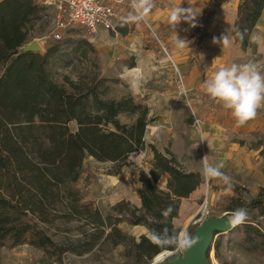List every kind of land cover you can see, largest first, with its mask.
I'll use <instances>...</instances> for the list:
<instances>
[{
    "label": "trees",
    "instance_id": "16d2710c",
    "mask_svg": "<svg viewBox=\"0 0 264 264\" xmlns=\"http://www.w3.org/2000/svg\"><path fill=\"white\" fill-rule=\"evenodd\" d=\"M226 2L212 0L198 17L188 36L195 39L194 57L210 38L208 29ZM263 9L264 0L239 1L231 36L244 51L256 50L250 35ZM48 18L34 0H0V250L28 245L63 264L68 254L82 256L103 246L122 247L125 260L149 264L160 253L173 251L150 238L152 231L165 226L163 210L171 206L166 226L180 233L173 220L178 218L181 200L202 184V174L186 170L171 151L161 152L147 143L146 129L154 119L140 101L131 96L108 99L107 81L98 76L58 83L53 66L59 62L62 39L43 54L24 51L34 39L36 26ZM116 30L121 35L129 32L122 21ZM83 45L94 52L86 40L78 41L72 50L79 52ZM73 122L75 132L69 129ZM147 149L152 153L151 168L139 173L140 187L134 190L140 208L120 201L104 212L85 199L77 187L85 160L110 163L118 174L129 165L131 155ZM161 178L166 180L164 189L157 187ZM231 190L224 212L246 208L248 217L228 232L238 235V245L245 252L264 258V187L253 198L245 197L241 185L234 184ZM124 221L143 227L147 234L128 235L119 228ZM73 222L78 223L75 240L64 237ZM215 236L218 258L224 233L215 232ZM212 244L213 240L207 260Z\"/></svg>",
    "mask_w": 264,
    "mask_h": 264
},
{
    "label": "rangeland",
    "instance_id": "374dc122",
    "mask_svg": "<svg viewBox=\"0 0 264 264\" xmlns=\"http://www.w3.org/2000/svg\"><path fill=\"white\" fill-rule=\"evenodd\" d=\"M211 1L153 0V7L146 17L139 22L126 23L129 32L117 37L106 31L104 36L99 34V31L89 36L81 27H69L62 34L64 43L58 49L59 62H55L53 66L54 78L58 83L64 84L66 79L72 81L84 76H98L107 81L108 99L118 100L131 96L140 101L147 106L151 118L154 119L146 129L147 143L155 145L161 152L165 149L171 151L188 171L198 169L202 174V158L209 153L212 160L221 158L224 162L223 157L228 160L229 143L236 144L234 155L238 157L243 156L239 155V152L249 154L250 151H258L259 155L256 152V156L262 157L264 166V135L260 131L246 134V127H236L230 113L210 100L201 87L202 83L216 72L210 73L209 68L201 62L202 59H207L204 51H207L208 39L203 42L197 57H194L192 47L195 39L188 40V36L193 32L198 17L210 6ZM130 11V0H124L115 10V23L124 22ZM220 16L222 18L223 14ZM48 20L36 26L32 40L40 43L41 54L56 45V42L49 38L54 24L52 19ZM212 27L213 22L208 29L210 38L218 30V25L214 30ZM225 29L224 26V31ZM80 40L88 41L94 52L84 45L79 47V52H74L72 49ZM246 63L255 64L254 57H250ZM137 68L141 69L142 76L139 89L135 91L126 73ZM180 77L185 94L179 93ZM261 115L264 120V105L257 110L256 116ZM194 116L200 121L201 129L194 123ZM121 121L129 122L125 117H121ZM69 129L75 132L76 124L70 123ZM219 132L223 137H220ZM238 141L245 144L241 146ZM214 144L220 146L216 145L214 148ZM240 161L244 162L243 159ZM240 161H236V164H240ZM151 162L152 153L147 149L131 155L129 165L116 174L112 164L87 159L84 161L77 187L86 200L92 201L104 212L120 201L139 207L134 190L140 187L139 173H148ZM210 162L214 164V161ZM232 164V167H236L234 161ZM227 170L221 168L223 177L214 180V184L212 181L206 183L202 177V196L196 203L190 199L180 203L179 221H175L180 232H195L203 222L211 218L229 219L231 213L224 212V207L228 198L233 195L231 186L234 184L244 187L246 198L256 195L260 186L258 180L254 179L255 176H252L251 180L244 179L241 174L232 173L230 167ZM157 187L164 189L161 185ZM77 226L78 223L74 222L68 224L69 233L64 235L65 232H62L61 235L75 240L79 233ZM119 228L135 238L147 234L143 227H133L125 221L119 224ZM64 229L62 228L63 231ZM59 237L57 239H62ZM222 237L223 246L218 258L213 247L218 237H214L208 264H264V258H257L239 247L238 235L234 232L224 233ZM168 252L164 259L166 262L185 259L186 252ZM122 253V247L114 249L103 246L82 256L68 254L64 257L63 264H133L132 261L125 260ZM0 264L58 263L46 258L41 251L23 245L12 249L2 248ZM149 264H154V259Z\"/></svg>",
    "mask_w": 264,
    "mask_h": 264
},
{
    "label": "clouds",
    "instance_id": "9594fccd",
    "mask_svg": "<svg viewBox=\"0 0 264 264\" xmlns=\"http://www.w3.org/2000/svg\"><path fill=\"white\" fill-rule=\"evenodd\" d=\"M152 7L153 0H130L131 11L124 22L143 20ZM221 41L224 44L229 43L226 36L219 38V42ZM201 87L210 100L230 113L236 127L245 126L254 119L258 108L264 105V74L252 63L222 67L204 81ZM202 160V175L206 183L223 177L222 164H209L207 155ZM172 211L171 206L163 210L162 216L165 220L162 223L165 226L160 231L150 233L151 241L157 246L173 248L174 254L187 252L198 243V238L187 230L175 233L167 228L166 218ZM247 217L246 208H237L230 214L227 223L230 227H235L244 223Z\"/></svg>",
    "mask_w": 264,
    "mask_h": 264
},
{
    "label": "crops",
    "instance_id": "0c3cea01",
    "mask_svg": "<svg viewBox=\"0 0 264 264\" xmlns=\"http://www.w3.org/2000/svg\"><path fill=\"white\" fill-rule=\"evenodd\" d=\"M239 1L240 0H229L226 4H224L220 8V11L214 18L212 29L214 30L215 27L218 25V30H216L214 35L211 36V38L208 39L206 42L207 51H204V54L207 55V59L201 60L202 64L205 65L207 68H209L210 73L214 71H218L220 68L225 66H230L232 64H246V62L250 57H254V62L256 67L258 68V70L261 71L262 74H264V9L254 30L250 35V41L255 44L256 50L254 53L251 51V49H247L244 51L241 49L240 45L234 41V39L231 36V30L237 18V8ZM220 14H223L222 18ZM224 26L226 27L225 31H224ZM99 34H102L104 36L105 31L99 30ZM211 34H213V31ZM222 36H226L228 38L229 41L228 44H224L222 41L219 42V38H221ZM214 41L216 42L214 43ZM244 127L247 128V130H245L246 134L252 131H260L264 135V120L262 119V115L260 117L256 116L254 119L250 120ZM199 129H201V125L199 126ZM219 135L220 137H223L220 132ZM221 143L223 144L222 141ZM216 145L217 147L220 146V144H214V148ZM228 145H229L227 147L228 150L227 153L229 154V156H227L228 160H226V157H223L224 162L222 161L221 158H216L215 160H212L211 154L209 153L207 155L209 164H211L210 162L211 160L214 161L213 162L214 164H222L223 165L222 169L229 170L230 167L232 173L241 174L244 179L251 180L252 176H255L254 179L258 180L257 182L258 186L264 187V166H263L262 157L256 156V152L258 153V155L259 152L250 151L249 154L247 152L246 153L239 152V155H243V156L238 157V155L236 154L234 155V152L236 151V144L229 143ZM241 159L244 160L243 163L240 161ZM233 161L235 162L234 165H236V167H232ZM236 161H240V164H236ZM189 171L200 172V170L198 169L189 170ZM165 183H166L165 178H161L157 183V185H161V188H165ZM211 183L214 184V180ZM201 186L202 184L188 198L182 199L181 202H185L188 199H190L191 202L196 203V201L202 196ZM177 220L179 221L178 218L174 219L173 223L175 224V221Z\"/></svg>",
    "mask_w": 264,
    "mask_h": 264
},
{
    "label": "built area",
    "instance_id": "2783aa9c",
    "mask_svg": "<svg viewBox=\"0 0 264 264\" xmlns=\"http://www.w3.org/2000/svg\"><path fill=\"white\" fill-rule=\"evenodd\" d=\"M43 7L54 24L49 34L53 41L62 39L63 32L72 26L84 29L87 35L92 36L99 30L110 32L115 37L116 30L115 10L124 0H34ZM39 43V42H38ZM40 44V43H39ZM180 94H185L181 77L179 78ZM191 109V108H190ZM193 113V111H191ZM194 123L199 127L200 121L194 116Z\"/></svg>",
    "mask_w": 264,
    "mask_h": 264
},
{
    "label": "water",
    "instance_id": "95a60500",
    "mask_svg": "<svg viewBox=\"0 0 264 264\" xmlns=\"http://www.w3.org/2000/svg\"><path fill=\"white\" fill-rule=\"evenodd\" d=\"M25 52H35L41 53L42 47L36 41H32L24 48ZM139 205L138 208H140ZM230 215V214H229ZM228 218H211L203 222L197 230L193 233L194 237L198 238V243L194 245L191 249H189L185 253V259L183 261H169L166 262L164 260H154V264L163 263V264H208V260L206 257V252L213 240V236L215 232L227 233L233 227H230L227 223ZM167 252V253H166ZM160 254H164L167 256L169 254L168 251H164ZM158 256V255H157Z\"/></svg>",
    "mask_w": 264,
    "mask_h": 264
},
{
    "label": "bare ground",
    "instance_id": "6f19581e",
    "mask_svg": "<svg viewBox=\"0 0 264 264\" xmlns=\"http://www.w3.org/2000/svg\"><path fill=\"white\" fill-rule=\"evenodd\" d=\"M126 75L130 78L132 87L134 88L135 91L139 89L140 83H141V70L140 69H133L131 71H128ZM167 253V252H166ZM166 256L164 254H160L154 258V260H159L162 261L165 259Z\"/></svg>",
    "mask_w": 264,
    "mask_h": 264
}]
</instances>
